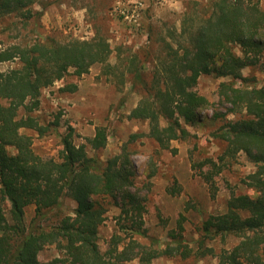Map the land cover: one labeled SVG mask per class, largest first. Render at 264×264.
I'll return each instance as SVG.
<instances>
[{
  "label": "trees",
  "instance_id": "obj_1",
  "mask_svg": "<svg viewBox=\"0 0 264 264\" xmlns=\"http://www.w3.org/2000/svg\"><path fill=\"white\" fill-rule=\"evenodd\" d=\"M40 2L0 0V18L17 16L28 22L40 16L34 8ZM171 32L170 40L158 38L149 79L137 55L127 61L129 79L144 89L128 118L147 121L146 136L169 148L171 141L192 136L187 125L202 122L201 110L209 99L197 90L200 76L229 77L220 82L219 96L241 114L214 136L223 142L220 160L244 152L255 165L244 180L254 192L232 195L225 212L203 218L195 247L184 238L183 213L161 244L143 226L146 206L136 187L131 153L125 150L106 160L97 155L107 143L105 127H97L87 140L94 154L87 144L76 145L65 135L57 159L36 153L33 136L23 131L45 132L33 114L42 90L71 69L76 75L95 64L104 65L106 72L114 69L107 38L96 34L63 43L39 38L9 44L0 47V63L15 62L0 69V264H153L161 256L208 255L216 256L218 264H264V82L258 85L254 76L243 75L264 53V8L256 0H207L184 16L180 32ZM121 75L124 71L119 74L123 82ZM66 198L76 202L68 212ZM107 199L119 214L116 232L102 250L99 228ZM29 205L34 213L27 222ZM230 238L237 241L227 248ZM215 241L219 250L208 245ZM50 246L58 255L42 261L39 253Z\"/></svg>",
  "mask_w": 264,
  "mask_h": 264
},
{
  "label": "rangeland",
  "instance_id": "obj_2",
  "mask_svg": "<svg viewBox=\"0 0 264 264\" xmlns=\"http://www.w3.org/2000/svg\"><path fill=\"white\" fill-rule=\"evenodd\" d=\"M256 1L264 8V0ZM206 2L41 0L34 6L41 11L40 16L28 22L20 21L17 16L0 18V47L39 38H51L60 43L73 38L90 39L96 34L107 38L112 47L109 62L114 69L106 72L104 65L95 64L83 75H76L71 69L64 79L42 90L40 107L33 114L46 128L45 132L23 131L33 136L36 153L57 159L65 135H69L76 145L87 144L88 153L94 154L87 140L94 136L97 127H105L107 143L97 155L106 160L125 150L131 153L136 187L146 206L143 226L161 244L169 239L168 232L177 226L183 213L186 216L184 238L195 247L199 237L197 226L203 218L225 212L227 200L232 195L254 192L244 183L247 175L255 170L244 152L233 158L219 159L223 142L214 136V132L241 114L234 112L233 105L219 96L220 82L228 81L229 77L200 76L197 90L209 99V104L201 110L202 122L187 125L192 136L183 141H171L169 148H160L146 136L147 121L128 118L144 89L141 85H133L129 79L127 61L137 55L147 73L145 77L149 79L158 38L170 40L171 31L180 32L184 16ZM14 65L13 61L3 62L0 69ZM121 71H124L123 82L119 79ZM243 75L254 76L258 85L263 84L264 53L255 65L243 69ZM67 86H75V89L69 90ZM218 168L220 171L217 172ZM173 187L178 190L170 193ZM107 202L106 218L99 228L98 242L102 250L107 248L110 237L116 232L115 218L119 214V208L110 199ZM65 204L67 212L76 206L70 198L65 199ZM33 213L34 205H29L27 222ZM138 239L144 241L139 236ZM236 241L230 238L225 247H231ZM208 245L215 246L216 250L220 248L217 241L208 242ZM56 255L57 250L50 246L39 253V258L47 261ZM153 264H218V259L213 255L201 259L161 256Z\"/></svg>",
  "mask_w": 264,
  "mask_h": 264
}]
</instances>
